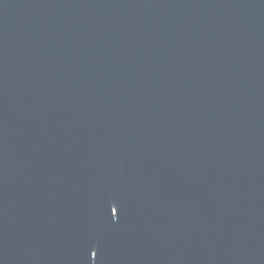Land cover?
Here are the masks:
<instances>
[{
  "label": "water",
  "instance_id": "water-1",
  "mask_svg": "<svg viewBox=\"0 0 264 264\" xmlns=\"http://www.w3.org/2000/svg\"><path fill=\"white\" fill-rule=\"evenodd\" d=\"M0 264H264V0H0Z\"/></svg>",
  "mask_w": 264,
  "mask_h": 264
}]
</instances>
